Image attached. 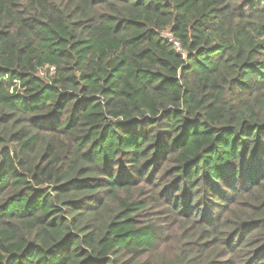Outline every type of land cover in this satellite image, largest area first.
I'll list each match as a JSON object with an SVG mask.
<instances>
[{"label":"trees","instance_id":"obj_1","mask_svg":"<svg viewBox=\"0 0 264 264\" xmlns=\"http://www.w3.org/2000/svg\"><path fill=\"white\" fill-rule=\"evenodd\" d=\"M0 264H264V0H0Z\"/></svg>","mask_w":264,"mask_h":264},{"label":"built area","instance_id":"obj_2","mask_svg":"<svg viewBox=\"0 0 264 264\" xmlns=\"http://www.w3.org/2000/svg\"><path fill=\"white\" fill-rule=\"evenodd\" d=\"M175 45H176L177 47H179V43L176 42ZM51 70L54 71L53 68H52Z\"/></svg>","mask_w":264,"mask_h":264}]
</instances>
